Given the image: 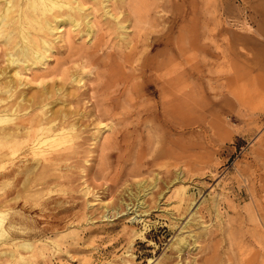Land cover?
<instances>
[{
    "label": "rangeland",
    "instance_id": "1",
    "mask_svg": "<svg viewBox=\"0 0 264 264\" xmlns=\"http://www.w3.org/2000/svg\"><path fill=\"white\" fill-rule=\"evenodd\" d=\"M83 2L31 29L44 64L8 66L0 24L7 79L78 124L45 158L0 146V264H264V0ZM97 84L92 121L67 98Z\"/></svg>",
    "mask_w": 264,
    "mask_h": 264
},
{
    "label": "bare ground",
    "instance_id": "2",
    "mask_svg": "<svg viewBox=\"0 0 264 264\" xmlns=\"http://www.w3.org/2000/svg\"><path fill=\"white\" fill-rule=\"evenodd\" d=\"M84 6L82 0H5V5L0 8V24H2L3 30L7 32L8 43L11 45V47L9 46L11 51L4 58L8 62V66L13 65L18 68L20 61L25 63V68H28L30 64L46 63V58L50 53L49 45L51 44L43 36L39 38L40 40H36L31 29H35L39 34H44L43 31L58 30L66 23L79 26V22H76L72 14H63V12L54 14V12L75 9L81 13ZM50 15H53L52 20L49 19ZM86 25H89V20L86 21ZM7 73L8 71L0 65V125L10 121L13 125L0 126V146L16 141L19 143L20 141L27 142L30 143V149L35 156L41 155L45 158L49 153V149L45 147L46 144L70 141L71 132L77 128L78 124L71 122L68 117L66 118V115L57 112L48 115V110L45 109L50 103V98L45 86L40 91H36L35 94L27 96L25 91L22 92L18 89L22 83L17 85L12 78L8 80ZM14 75H16L15 77L19 75L18 78H20L21 69H16ZM73 80L80 83L82 78L74 77ZM112 90L115 89L101 91L100 84H97L95 88L87 87L85 91H79L75 94L76 96L67 99L69 102L80 103L84 97L87 98V102H90V108L88 110L85 108L86 111L80 115L91 118L90 120L94 118L93 120L101 121L105 114L110 111L104 104L110 105L111 109L115 106L111 105L110 100L112 98L110 96L113 94L109 92ZM30 108L39 110V113L31 114ZM115 115L112 116L116 117ZM13 149L15 151V148ZM2 221L3 217L0 212V236L5 234ZM19 246L30 248L28 243H22Z\"/></svg>",
    "mask_w": 264,
    "mask_h": 264
}]
</instances>
